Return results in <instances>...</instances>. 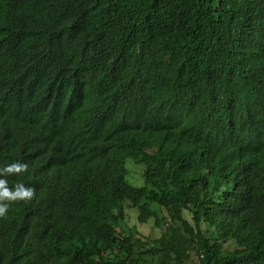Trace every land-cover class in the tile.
<instances>
[{"label": "trees", "instance_id": "trees-1", "mask_svg": "<svg viewBox=\"0 0 264 264\" xmlns=\"http://www.w3.org/2000/svg\"><path fill=\"white\" fill-rule=\"evenodd\" d=\"M15 2L41 49L0 102L22 87L40 104L50 84L80 101L45 150L70 160L51 196L0 217V264H264V0Z\"/></svg>", "mask_w": 264, "mask_h": 264}, {"label": "clouds", "instance_id": "clouds-1", "mask_svg": "<svg viewBox=\"0 0 264 264\" xmlns=\"http://www.w3.org/2000/svg\"><path fill=\"white\" fill-rule=\"evenodd\" d=\"M8 7L9 13L3 15L2 11ZM21 12L15 0H0V55L4 57L0 58V84L25 55L38 53L41 49L31 28L23 21ZM71 44L62 49L65 50L61 62L64 74L78 69L77 56L70 52ZM83 60L89 73V60L85 57ZM53 87L50 84L46 88V98L33 106L21 103L26 92L22 87L0 102V152L5 150L6 155L13 157L0 162V217L7 214L15 200L29 201L35 193L41 198L51 196L57 170L63 163L70 164L67 157L46 156L45 150L50 142L62 141L69 126L77 123L69 112L80 100L73 90L65 91L64 87H60L65 92L59 96L52 91ZM40 125L45 126L43 134L34 131ZM184 151L185 148L174 150L177 155H174V166L183 163L186 157ZM262 156L259 157L260 165Z\"/></svg>", "mask_w": 264, "mask_h": 264}, {"label": "rangeland", "instance_id": "rangeland-1", "mask_svg": "<svg viewBox=\"0 0 264 264\" xmlns=\"http://www.w3.org/2000/svg\"><path fill=\"white\" fill-rule=\"evenodd\" d=\"M138 211L134 208H126V222L128 226H135L140 232L144 234L158 235L156 228L152 227V221L140 223L137 220Z\"/></svg>", "mask_w": 264, "mask_h": 264}]
</instances>
